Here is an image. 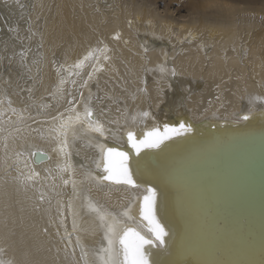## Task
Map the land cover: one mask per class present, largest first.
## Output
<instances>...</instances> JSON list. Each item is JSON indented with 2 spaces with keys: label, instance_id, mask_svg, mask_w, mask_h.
Wrapping results in <instances>:
<instances>
[{
  "label": "bare ground",
  "instance_id": "obj_1",
  "mask_svg": "<svg viewBox=\"0 0 264 264\" xmlns=\"http://www.w3.org/2000/svg\"><path fill=\"white\" fill-rule=\"evenodd\" d=\"M229 2H199L193 24L131 3L100 26L91 0H33L42 26L31 39L60 58L43 64L45 101L24 105L0 83V264H109V224L152 238L137 212L147 187L169 233L145 246L151 264H264V210H237L213 175L200 180L231 141L264 135V27ZM50 102L57 110H38ZM179 122L190 129L159 148L137 155L127 143L129 130ZM108 147L129 153L139 187L100 179Z\"/></svg>",
  "mask_w": 264,
  "mask_h": 264
},
{
  "label": "rangeland",
  "instance_id": "obj_2",
  "mask_svg": "<svg viewBox=\"0 0 264 264\" xmlns=\"http://www.w3.org/2000/svg\"><path fill=\"white\" fill-rule=\"evenodd\" d=\"M188 1L189 0H91V2H93L91 5L93 10L98 12L102 19L99 23L100 26L106 24L109 21L112 13L116 12L123 14L124 8L131 3H137L138 5L143 6L142 8L146 7V9L153 11L154 15H156V18H167L179 24L181 22L193 24V21H195L196 18L199 19L197 16H200L202 13L198 5L199 2L203 0H190L192 1H189L191 4L187 3ZM229 1L230 4L237 5L240 3L239 5H243L245 8L251 10H248L249 12L247 10L246 12L242 11L245 14L242 16V12L240 13L238 9L234 13V18L248 19L250 20V23L255 26V28L262 26L264 27V13L259 14L253 8L263 7L264 0ZM239 5L237 6L239 7ZM206 10H208V16H212L209 14L211 8ZM34 13L35 10L33 0L0 1V80L2 81H0V83L3 84V88L6 86V88L9 87L10 91L9 89L5 90L6 88L3 89L2 85L1 89L7 92L9 91L6 94H9V96L13 95L16 97L17 95H22V99L20 101L22 103L23 101L24 103L26 101L29 102L31 99L29 96H33L32 99L34 101H36V99H41V101L43 99L45 101V93L47 94L46 90L48 86H45V80L42 76L43 64L46 65L47 62L49 63L52 60H57V58H60L56 52L54 53L47 51L46 53V51L43 50L44 47H42L43 42L41 43L38 41L37 43H34V41H32L31 34H39L40 28L42 26V20L40 19V16H34ZM102 21L104 23H102ZM38 61L41 62L40 68L38 67L35 70H31L35 66L34 64ZM38 93L40 96L37 95ZM35 95H37V98ZM20 98L21 97H19L18 100H20ZM26 103L24 105H26ZM48 106L51 109H48ZM40 107H37L39 111L43 112L46 110V112H54V110H57L58 105L56 106L53 102H50L47 103V107L46 103L44 106L45 108H42V106ZM34 108L30 110L32 114L42 115L44 113L41 112L40 114V112L37 109L34 110ZM46 112L44 114H46Z\"/></svg>",
  "mask_w": 264,
  "mask_h": 264
},
{
  "label": "snow or ice",
  "instance_id": "obj_3",
  "mask_svg": "<svg viewBox=\"0 0 264 264\" xmlns=\"http://www.w3.org/2000/svg\"><path fill=\"white\" fill-rule=\"evenodd\" d=\"M84 59L87 60L88 57L86 56ZM89 78H91V73H89ZM84 83L87 84V81H84ZM61 84H63V81H61ZM92 115L93 113L90 109L86 111L87 117L91 118ZM140 115L142 118L148 117L149 113L144 112ZM241 118L247 120L249 116L243 115ZM77 119H79V114H77ZM66 126L62 125V127ZM90 127L93 131L102 133V125H90ZM190 127L191 125L185 122H179L178 125L164 124L162 129L159 126H155L144 131L140 137H137L135 132L129 130L126 133L127 143L130 145L131 150H134L139 155L144 149L159 148L166 140H170L173 136H179L182 132H187ZM102 151L106 175L100 177V179L112 181L116 184L139 187L132 179L127 164L129 159L128 152L120 151L115 147H108ZM41 200H43V196H41ZM89 207L92 206L89 205ZM157 209L158 199L156 189L147 187L145 194L138 201L137 212L141 222H146V227L151 233L152 238L145 237L127 224H109L107 226L105 238L109 244V248L107 249L109 264H151L145 251V246H163L165 244V237L169 235L165 226L158 218ZM101 220H103V216H101ZM113 245H115L114 253Z\"/></svg>",
  "mask_w": 264,
  "mask_h": 264
},
{
  "label": "water",
  "instance_id": "obj_4",
  "mask_svg": "<svg viewBox=\"0 0 264 264\" xmlns=\"http://www.w3.org/2000/svg\"><path fill=\"white\" fill-rule=\"evenodd\" d=\"M263 138L264 135L259 134L236 138L230 142L225 152L221 153L212 166L207 165L199 171L200 180L204 182L213 175L217 195H220V198L230 199L233 204L237 203L235 205L237 210H242L245 206L248 207L246 211L251 210V207L259 208V212L264 210V203L261 200L264 198ZM247 156H250L249 159H246ZM238 187L245 188L247 194L232 191Z\"/></svg>",
  "mask_w": 264,
  "mask_h": 264
}]
</instances>
